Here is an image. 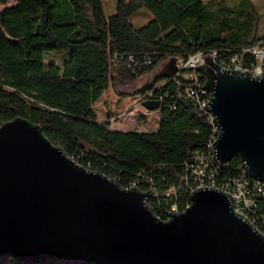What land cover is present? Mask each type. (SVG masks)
<instances>
[{"label":"trees","instance_id":"16d2710c","mask_svg":"<svg viewBox=\"0 0 264 264\" xmlns=\"http://www.w3.org/2000/svg\"><path fill=\"white\" fill-rule=\"evenodd\" d=\"M9 2L15 5L0 10V127L27 119L83 167L125 189L151 192L148 204L160 220L168 221L173 206L184 212L197 187L192 166L197 156L210 154L215 125L189 94L196 85L188 70L172 78L155 71L201 52L217 54L218 61L246 55L264 35L257 36L250 23L234 28L221 21L207 0H118L110 17L102 0L0 5ZM143 8L154 19L137 28L129 19ZM61 49L68 51L62 65L45 62V52ZM110 88L140 96L146 107L153 104L160 112L158 131L115 130L109 110L108 122L99 121L93 105ZM243 170L238 158L223 165L213 161L209 168L218 187L242 177ZM252 217L264 219V197ZM0 264L64 263H25L6 255Z\"/></svg>","mask_w":264,"mask_h":264},{"label":"water","instance_id":"95a60500","mask_svg":"<svg viewBox=\"0 0 264 264\" xmlns=\"http://www.w3.org/2000/svg\"><path fill=\"white\" fill-rule=\"evenodd\" d=\"M209 113L219 129L214 155L240 159L264 182V76L221 71L207 62ZM172 78L177 60L170 62ZM151 192L123 188L54 145L40 126L17 118L0 127V257L64 264H264V235L213 187L168 221Z\"/></svg>","mask_w":264,"mask_h":264},{"label":"built area","instance_id":"2783aa9c","mask_svg":"<svg viewBox=\"0 0 264 264\" xmlns=\"http://www.w3.org/2000/svg\"><path fill=\"white\" fill-rule=\"evenodd\" d=\"M246 55L237 54L227 59L218 61L217 54L207 55L203 52L191 56L187 61L178 64V73L183 71L189 72L187 77L195 80L196 87L189 90V94L197 98L201 110H207L209 113L211 94L206 89L208 82V60H212L219 66L221 71L239 72L249 74L256 78L264 76V40L255 47L245 50ZM204 71L205 73H203ZM210 114V113H209ZM211 119L215 125V137L209 145L210 154L208 156H197L196 163L192 166L193 175L197 181L196 191L200 188L213 187L218 188L230 195L235 212L244 216L259 232L264 233L257 228L260 226L264 231V219L257 221L252 217V213L258 209V200L264 197V182L250 178L245 170L244 175L238 179L231 180L228 183L216 186L213 174L209 172L212 162H217L214 155V143L217 140L219 129L215 124V118L212 114ZM219 164V163H218ZM171 192H174L172 189ZM176 206H173L169 213L168 220L172 214H178ZM252 219V221H250ZM257 224L258 226H255Z\"/></svg>","mask_w":264,"mask_h":264},{"label":"rangeland","instance_id":"374dc122","mask_svg":"<svg viewBox=\"0 0 264 264\" xmlns=\"http://www.w3.org/2000/svg\"><path fill=\"white\" fill-rule=\"evenodd\" d=\"M212 3L210 10H217L221 15V21L228 22L236 28L241 22L250 23L251 29L256 35H264V0H207ZM118 0H102L105 15L110 17L116 13ZM14 2L0 5V10L14 6ZM154 19V15L143 8L140 12L129 19L137 28L147 25ZM68 57L66 50H52L45 52L44 59L47 64L55 62L62 65ZM170 62L161 65L155 73L170 72ZM178 67V63H177ZM154 73V74H155ZM210 78V76L208 77ZM99 121L108 122V110L113 115L111 126L113 129L123 132H156L159 129L160 112L154 110L153 104L149 107L140 104V96H126L115 93L112 88L93 105ZM71 158V157H70ZM73 159V158H72ZM74 160V159H73ZM75 161V160H74ZM76 162V161H75Z\"/></svg>","mask_w":264,"mask_h":264}]
</instances>
